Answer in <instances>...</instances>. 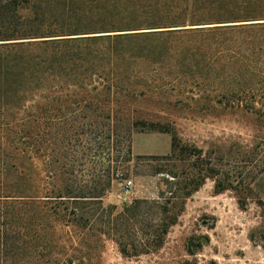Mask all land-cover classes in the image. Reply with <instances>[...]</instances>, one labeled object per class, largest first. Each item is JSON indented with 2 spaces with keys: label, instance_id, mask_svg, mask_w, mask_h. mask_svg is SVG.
I'll return each instance as SVG.
<instances>
[{
  "label": "trees",
  "instance_id": "16d2710c",
  "mask_svg": "<svg viewBox=\"0 0 264 264\" xmlns=\"http://www.w3.org/2000/svg\"><path fill=\"white\" fill-rule=\"evenodd\" d=\"M204 73L217 75L230 94H264V0H0L4 254L21 256L27 235L33 264H71L57 257L55 225L85 229L98 214L109 219L103 199L136 159L133 135L155 132L171 137L169 154L150 159L157 161L162 188L156 200H134L110 222L121 254L158 250L206 180L215 194L231 192L239 209L257 207L259 222L248 238L264 248V138L204 151L183 142L168 124L127 122L114 114L108 123L84 121L83 111L98 110L103 94L155 92L167 85L164 78ZM50 104L70 110L68 119L76 122L65 152L56 142L49 153L44 134ZM88 153L90 181L82 169ZM146 212L155 217L145 225L152 233L129 242L127 229Z\"/></svg>",
  "mask_w": 264,
  "mask_h": 264
},
{
  "label": "rangeland",
  "instance_id": "374dc122",
  "mask_svg": "<svg viewBox=\"0 0 264 264\" xmlns=\"http://www.w3.org/2000/svg\"><path fill=\"white\" fill-rule=\"evenodd\" d=\"M215 66L217 68L219 64ZM203 75L181 77L175 81L173 78L165 81L164 78L167 85L155 92L146 90L144 94H138L137 91L128 96L111 93L109 98L103 94L99 97L102 104L98 110L92 107L83 111L87 115L84 121L88 124L108 123L107 116L114 114L117 119H127V122L168 124L183 142L204 151L210 145L235 142L251 145L255 140L263 139L264 94H230L226 86L218 85L217 75ZM157 81L163 83L162 79ZM69 114L70 110L66 108L56 111L54 105H48L44 136L50 144L49 153L52 143L56 142L65 152V143L72 136V126L76 123L68 119ZM64 115H67L66 119ZM170 143L168 134L133 135L132 154L136 159L129 164L128 172L118 175L103 199L104 208L110 207L112 213L109 219L108 214H98L97 221L85 229L55 225L54 238L58 237L61 248L57 257L61 261L68 258L71 264H264V248L248 238L249 231L259 222L257 207L250 203L246 210L239 209L231 192H213L211 180H206L186 201L184 211L158 250L137 257L121 254L114 241L116 235L110 230V222L134 200L157 199L162 188L161 177L155 175L157 161L150 159L169 154ZM88 154L82 169L85 179L90 181L92 154ZM147 215L146 212V216L137 219L138 224L127 229L128 238L131 237L129 242L138 243L140 236L152 233L145 225H152L155 217ZM10 222L9 226L13 227L10 231L13 232L17 224L14 220ZM46 234L51 236L50 231ZM21 241L26 247L21 256L5 255L0 246V264H33L28 236L24 235Z\"/></svg>",
  "mask_w": 264,
  "mask_h": 264
}]
</instances>
